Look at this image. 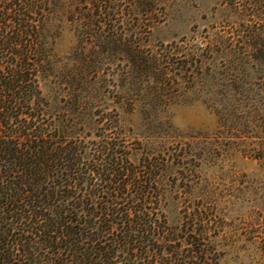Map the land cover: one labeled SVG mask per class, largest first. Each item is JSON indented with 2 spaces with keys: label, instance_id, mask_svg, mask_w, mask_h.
Returning <instances> with one entry per match:
<instances>
[{
  "label": "trees",
  "instance_id": "obj_1",
  "mask_svg": "<svg viewBox=\"0 0 264 264\" xmlns=\"http://www.w3.org/2000/svg\"><path fill=\"white\" fill-rule=\"evenodd\" d=\"M166 3L0 0V264H225L223 202L183 208L168 177L196 155L153 115L208 98L229 151L264 167V0H223L230 32L150 48L144 21ZM129 113L148 115L140 132Z\"/></svg>",
  "mask_w": 264,
  "mask_h": 264
},
{
  "label": "rangeland",
  "instance_id": "obj_2",
  "mask_svg": "<svg viewBox=\"0 0 264 264\" xmlns=\"http://www.w3.org/2000/svg\"><path fill=\"white\" fill-rule=\"evenodd\" d=\"M166 2V7L159 8L153 16L152 23L144 21L151 28L142 27V38L150 48L184 43L193 46L204 37L212 39L215 33L231 31L223 0ZM74 46V30L66 27L56 40L54 52L63 59L72 53ZM257 76L264 77L262 73ZM105 94L110 98L104 99L105 107L116 114L114 108H120L121 96L112 89H107ZM174 96L166 99L169 106L153 118L158 116L156 122L170 123L174 135L181 136V143L196 157H189L185 169L179 173L172 170L168 184L182 187L179 201L183 208L199 202L209 190L223 202L221 208L226 216L220 223L226 235L220 238L219 246L228 254L225 264H264V167L242 151L235 148L229 151V139L219 137L218 118L210 108L213 104L210 99L198 94ZM127 118H131V125L140 132L148 115L129 113ZM204 147L208 150L200 153L199 148ZM137 160L139 156L134 158Z\"/></svg>",
  "mask_w": 264,
  "mask_h": 264
}]
</instances>
